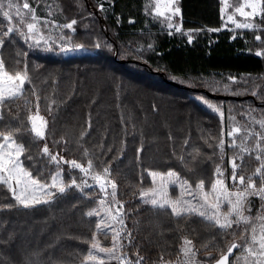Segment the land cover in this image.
<instances>
[{
	"label": "trees",
	"instance_id": "obj_1",
	"mask_svg": "<svg viewBox=\"0 0 264 264\" xmlns=\"http://www.w3.org/2000/svg\"><path fill=\"white\" fill-rule=\"evenodd\" d=\"M66 1L72 11L65 19H80L72 35L96 52L63 56L34 51V78L23 86L13 74L12 55H19L26 43L5 28L8 21L0 10V133H11L24 144V165L40 181H51L61 165L43 151L44 140L29 128V108L35 104L48 114L52 151L77 158L92 170L112 167L121 184V190L115 188L118 202L135 198L144 186L141 181L147 185V170L175 169L190 176L194 164L185 160L193 162L200 155L202 170L218 162L216 140L226 119L200 96L224 101V113H235L239 123L258 126L257 121L264 120V28L236 36L234 30L222 29L221 0H181L184 29L200 30L192 41L156 28L150 14H144L150 0H107L106 11L99 9L101 0H77L75 5L74 0ZM262 1V15L254 20L264 26ZM145 27L152 31L141 32ZM230 75L243 79L234 82ZM41 87L47 93L52 87L56 90L44 94ZM208 91L228 96H211ZM71 174L77 177L81 171L65 172L67 181ZM205 177L212 179L209 171ZM130 178L132 182L125 184ZM83 191L71 186L53 201L21 207L11 190L0 184V264H96L84 260L95 235H106L99 230L98 217L90 213L99 194L95 188ZM259 201L251 197L252 214ZM143 204L135 199L128 209ZM135 216L136 241L143 239L157 259H174L171 249L178 251L192 224L204 243L220 244V252H202L212 264L239 242L221 237L224 230L197 217L150 207L140 208L132 219Z\"/></svg>",
	"mask_w": 264,
	"mask_h": 264
},
{
	"label": "rangeland",
	"instance_id": "obj_2",
	"mask_svg": "<svg viewBox=\"0 0 264 264\" xmlns=\"http://www.w3.org/2000/svg\"><path fill=\"white\" fill-rule=\"evenodd\" d=\"M104 2L107 0H101L99 5L102 11L108 8ZM76 3L77 0H74L72 4ZM224 5L226 6L225 18L229 22L223 24L222 28L226 26L230 29L231 27V30H234V36L246 30L259 31L264 28L255 21L262 15V0H224ZM70 8L66 0L0 1V10L4 11L8 21L5 28L13 35L22 36L26 43L19 55H12V62L15 63L13 74L20 85L23 86L26 81L34 78L30 64V56L34 51L42 52L44 55L63 56L96 52L77 42L72 35L76 33L80 19L78 17L65 19L72 11ZM149 8L150 10L144 9L146 12L144 14H150L152 24L156 28L170 33H179L190 41L200 31L199 29H184V27L176 28L177 25L174 24H178L181 20L178 7L168 9L150 0ZM230 9L235 11V16L231 18ZM85 28H88L87 25ZM140 30L141 32L152 31L151 27ZM257 39L261 40L260 34L257 35ZM257 51L261 54L262 47H258ZM9 74L10 72L7 71L6 75ZM228 77L234 82L243 79L234 75ZM55 90L52 87L47 93L46 89L41 87L44 94H52ZM199 98L217 111L221 119H226L222 133L216 140L219 157L214 159V154H211L218 162L214 165L209 164V167L204 170L200 167V155L193 162L185 160L190 166L194 164L192 171L189 170L190 176L175 169L147 170L146 174L149 175L147 185L144 181L139 183L144 186L137 191L135 198L130 201L124 198H121L120 202L115 201V188L121 190V184L114 175L112 167L106 166L104 169L92 170L89 164H84L77 158L68 159L63 153L52 151L47 136L48 114L45 115V109L35 104L34 107L29 108V128L36 137L44 140L43 151L61 165V168L53 175L51 181H40L24 165L22 159L24 144L17 141L11 133H0L2 136L0 184H5L11 190L12 196L21 207H33L53 201L71 186H77L82 191L86 188H95L99 196L97 204L90 213L98 217L99 230L106 235L105 237H101L99 233L95 235L92 247L84 260L86 262L96 264H212L210 260L203 258L202 252L212 248L220 252V244L212 247L211 242L204 243L197 226L193 224L189 237L181 239L178 251L171 249L173 255L176 256L174 259L154 258L149 253L150 249L143 244V239L140 243L136 241L132 225H136L138 219L137 216H135L136 219L131 217L140 208L150 207L153 210L170 212L174 216L197 217L201 222H209L213 228L224 230L221 237L230 238V240L239 238L241 246L239 245L231 264H264V120L257 121L258 126L239 123L235 119V113L231 115L224 113V101L201 96ZM36 102H40L39 95L36 96ZM2 111L3 104L0 102V118ZM242 126L247 127L244 129ZM74 169L81 171V175L77 177L81 176L82 179L77 182L76 175L71 174L72 178L67 181L65 172H71ZM208 171L212 175L211 180L205 177ZM131 182L130 178L125 184L128 185ZM125 196L127 194H122V197ZM252 196L260 200L255 214H252L250 203ZM135 199L145 205L132 210L128 209V204ZM208 228L212 229L210 226ZM208 228L205 227V229ZM242 234H244L243 237H241Z\"/></svg>",
	"mask_w": 264,
	"mask_h": 264
},
{
	"label": "crops",
	"instance_id": "obj_3",
	"mask_svg": "<svg viewBox=\"0 0 264 264\" xmlns=\"http://www.w3.org/2000/svg\"><path fill=\"white\" fill-rule=\"evenodd\" d=\"M156 3H159L161 5V7H164V8H168L171 7L170 9L174 8V7H178L177 10H178V13H179V17L181 18V20L178 22V24H174V25H177V27L179 28H183V20L184 18L182 17V9L180 7V4H179V1L181 2V0H154ZM173 3V5L170 6V4ZM220 12H221V17L223 19V22H224V25L226 22H229L226 18H225V13H226V6L224 5V0H221V5H220ZM235 11L230 9L229 11V14H230V18L232 16H235ZM231 30V27H229ZM222 29H228L226 28H222Z\"/></svg>",
	"mask_w": 264,
	"mask_h": 264
},
{
	"label": "water",
	"instance_id": "obj_4",
	"mask_svg": "<svg viewBox=\"0 0 264 264\" xmlns=\"http://www.w3.org/2000/svg\"><path fill=\"white\" fill-rule=\"evenodd\" d=\"M117 53H116V57H117ZM208 93L211 95V96H219V97H226L228 95H224V94H215V93H212L210 91H208ZM236 98H241V97H236ZM239 247V242L236 241L234 242L227 250L225 253H223L217 260H215L213 262V264H231V261L233 259V257L235 256L236 252H237V249Z\"/></svg>",
	"mask_w": 264,
	"mask_h": 264
}]
</instances>
